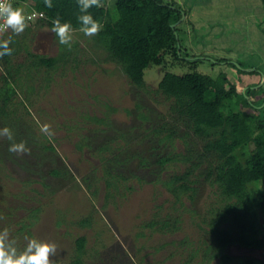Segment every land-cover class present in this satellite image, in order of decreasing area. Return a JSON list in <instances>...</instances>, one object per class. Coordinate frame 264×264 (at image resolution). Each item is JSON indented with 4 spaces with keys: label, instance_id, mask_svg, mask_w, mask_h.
Here are the masks:
<instances>
[{
    "label": "rangeland",
    "instance_id": "obj_1",
    "mask_svg": "<svg viewBox=\"0 0 264 264\" xmlns=\"http://www.w3.org/2000/svg\"><path fill=\"white\" fill-rule=\"evenodd\" d=\"M113 1L104 0L102 5L112 11ZM173 1L183 9L189 3L196 4L190 9V22L200 16L202 24L210 22V27L218 30L206 32L207 25H201L199 40L196 32L179 33L182 47L191 55L201 52L196 55L200 60L190 63L166 54L163 63L146 67L143 83L135 85L118 64L105 58V52L93 45L91 37L73 29V42H77L75 59L68 57L51 69H31L27 76L21 72L22 91L17 87L18 94L12 96L6 103V113L0 115V129L8 127L14 142H24L31 150L30 155L11 153L8 148L12 142L0 138V231L8 229L18 249L26 246L25 237L54 242L55 264H67L76 253L75 237L83 235V264H181L195 250L196 255L187 264L217 262V257L199 259L209 240L205 225L199 220L219 209L227 199L219 195L213 184L203 181V164L193 172V198L182 197L181 208L160 181H151L148 170L137 165L135 154L153 161L164 152L183 149L177 136L157 143L158 135L151 131L160 125L175 128L177 133L185 129L182 119L170 109L172 97L156 88L165 70L178 74L196 70L213 78L224 73L236 82V90L243 91L244 82H256L253 87L262 83L264 88V0H189L188 4L186 0ZM16 7L24 11L22 3ZM247 19L252 24L250 29L243 23ZM27 23L20 35L10 30L3 34L12 35L30 51L57 54L58 38L51 27L39 24L36 18ZM192 35L196 37L188 40ZM199 46L204 49L199 50ZM25 56L20 50L11 62H26ZM3 73L4 65L0 63V76ZM254 97L251 95V99ZM102 114L107 115L103 124L88 117ZM42 124L51 126L52 142L40 134ZM83 135H89L86 141L90 147L76 146ZM186 138L192 140L195 150L201 149V139L190 131ZM104 140L113 150L118 146L114 152L120 158L128 159L117 168L126 177L118 179L115 186H105L102 162L93 153L96 144ZM48 144L52 150L42 147ZM149 165L155 167V163ZM53 167L59 168V175L49 173ZM183 167L177 163L170 168ZM168 171H160L159 178ZM136 173L145 180H137ZM254 185L261 187L262 183L257 181ZM250 205L256 207L257 203L250 201ZM188 207L193 214L185 209ZM166 214L180 217L177 229L158 227ZM87 216L91 217L89 224H80L79 220ZM258 220L264 230V218L259 216ZM224 251L232 257L230 264H243L241 261L246 258L264 264V248L230 244Z\"/></svg>",
    "mask_w": 264,
    "mask_h": 264
},
{
    "label": "trees",
    "instance_id": "obj_2",
    "mask_svg": "<svg viewBox=\"0 0 264 264\" xmlns=\"http://www.w3.org/2000/svg\"><path fill=\"white\" fill-rule=\"evenodd\" d=\"M14 2L15 5L23 4L25 15L33 11L41 12L42 16L36 17L39 24L43 23L52 28V21L59 17L62 23L70 22L73 29L80 28L77 22L80 14L77 0H52L54 6L51 9L45 7L44 0ZM112 9L108 10L103 5L89 9L93 18L103 26L99 34L91 38L93 45L105 52V58L118 64L131 83L141 85L144 69L152 63H163L166 54L174 60L182 59L190 63L201 59L196 57L201 52L188 54L180 43V32L193 34L195 31L188 27L186 10L173 0H114ZM180 24L185 28H181ZM9 36L12 35L1 34L0 39H7ZM192 37L196 36L192 35L188 40H192ZM9 46L13 50L12 55L0 58L5 69V73L0 76V115L6 113V103L12 96L17 95L18 90L22 91L19 87L22 71L27 76L31 69L57 67L58 63L65 62L68 57L75 59L74 49L77 51L75 41L72 42L70 50L59 44L57 54L44 55L30 51L26 45H20L13 36ZM20 50L26 54V62H11ZM182 52L185 58L180 57ZM188 56L193 57L190 59ZM255 83L244 82L245 89L241 91L236 90V82L230 81L224 73L213 78L196 70L182 74L165 70L156 88L166 97H172L170 109L182 119L185 129L177 133L175 128H163L160 125L152 127L151 131L158 135L157 143L177 136L183 143V149L173 153L164 152L153 161L135 154L137 165L148 170L151 181H160L173 196V202L178 203L181 208L182 197L189 200L193 198L196 183L193 172L202 164L200 175H203V181L213 184L219 195L227 199L219 209L212 210L207 218L202 217L199 220L205 225L209 239L199 256L201 261L217 257L214 264H230L232 257L224 251L230 244L254 249L264 248V230L258 220L259 216L264 218V88L262 89V83L253 87ZM253 94L256 97L251 99ZM106 116L102 114L88 117L95 123L103 124ZM188 131L202 140L199 151L193 148L192 140L186 138ZM88 136L83 135L76 146L90 147V142L86 141ZM42 147L53 149L50 144ZM94 148L96 152L93 153L102 162L105 186H115L118 179L126 177L117 168L123 166L128 159L120 158L118 152H114L118 146L113 150L105 144V140ZM151 162L155 163V167L150 168ZM177 163L184 167L180 170L170 168ZM160 171L168 173L159 178ZM49 173L59 175L60 170L53 167ZM136 179L145 180L139 173H136ZM257 181L262 183L261 187L254 185ZM250 201H255L257 206L252 207ZM185 209L194 213L192 208ZM90 218L84 217L79 223L88 225ZM179 222L178 215L166 214L159 221L158 227L174 230L179 227ZM148 223L152 224L153 221ZM74 244L76 253L67 264H83L85 237H75ZM195 255L196 250L189 252L181 264H187ZM241 262L263 264L253 258H246Z\"/></svg>",
    "mask_w": 264,
    "mask_h": 264
},
{
    "label": "clouds",
    "instance_id": "obj_3",
    "mask_svg": "<svg viewBox=\"0 0 264 264\" xmlns=\"http://www.w3.org/2000/svg\"><path fill=\"white\" fill-rule=\"evenodd\" d=\"M45 7L53 8L52 0H44ZM79 15L77 22L80 24L79 31L87 37L98 35L102 30V24L93 18L89 9L102 7L101 0H77ZM22 8L14 7L10 0H0V34L9 30L14 35L22 34L28 27ZM51 32L58 38L60 45L69 50L73 42V27L70 22H61L59 17L52 21ZM12 36L0 39V58L12 55ZM40 131L50 142L53 141L54 132L49 124L40 125ZM0 138H6L12 142L8 151L17 155L31 154V150L24 142H14V135L8 127L0 129ZM26 246L21 250L16 246L17 242L11 238L9 230L0 231V264H55L53 257L57 255V245L54 242L42 241L37 238L25 237Z\"/></svg>",
    "mask_w": 264,
    "mask_h": 264
},
{
    "label": "crops",
    "instance_id": "obj_4",
    "mask_svg": "<svg viewBox=\"0 0 264 264\" xmlns=\"http://www.w3.org/2000/svg\"><path fill=\"white\" fill-rule=\"evenodd\" d=\"M190 1H194V0H190ZM197 1V0H196ZM189 3V0H186V4H188ZM189 5V6H188ZM187 5V8L185 9L186 10V12H185V15H186V20H187V23H188V27H190V29L191 30H193V31H195L196 33H198V35H197V39L199 40V39H201L202 38V32H201V30L203 29V28H201V25H207V26H205V28H204V30L205 29H207L206 30V32H211V31H214V32H216V31H218L217 29L215 30L214 28L212 29L211 27H210V22H207V21H205V23L204 24H202L203 22L199 19V17H198V19H195V20H193V18L191 19V22H190V20L188 19V17H189V15H190V9L191 8H193L196 4H193V3H189ZM201 8H203V6L201 7ZM246 10V9H245ZM194 12H196L195 10H193ZM251 13H252V11H250ZM246 13V12H245ZM250 14V13H249ZM192 15H193V13H192ZM243 15V14H242ZM250 15H252V14H250ZM250 15H247V17H250ZM248 20V19H247ZM243 23H244V25H249V29H250V26H252V24H251V22H250V20H248V21H243ZM193 25V26H192ZM243 25V26H244ZM194 27H195V29H194ZM189 29V28H188ZM193 48H194V46H193ZM198 49H204L203 47H201V46H199V48Z\"/></svg>",
    "mask_w": 264,
    "mask_h": 264
},
{
    "label": "built area",
    "instance_id": "obj_5",
    "mask_svg": "<svg viewBox=\"0 0 264 264\" xmlns=\"http://www.w3.org/2000/svg\"><path fill=\"white\" fill-rule=\"evenodd\" d=\"M10 2L13 4L14 7H16L14 0H10ZM26 17L36 18L42 16V13L39 11H33L30 13H26Z\"/></svg>",
    "mask_w": 264,
    "mask_h": 264
},
{
    "label": "water",
    "instance_id": "obj_6",
    "mask_svg": "<svg viewBox=\"0 0 264 264\" xmlns=\"http://www.w3.org/2000/svg\"><path fill=\"white\" fill-rule=\"evenodd\" d=\"M183 16V14L181 15V17Z\"/></svg>",
    "mask_w": 264,
    "mask_h": 264
}]
</instances>
